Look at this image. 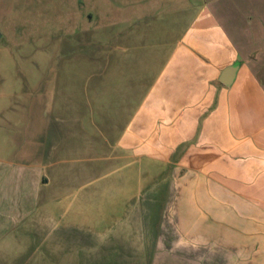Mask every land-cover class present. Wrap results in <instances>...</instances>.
Listing matches in <instances>:
<instances>
[{
  "label": "crops",
  "instance_id": "1",
  "mask_svg": "<svg viewBox=\"0 0 264 264\" xmlns=\"http://www.w3.org/2000/svg\"><path fill=\"white\" fill-rule=\"evenodd\" d=\"M88 4L98 27L72 36L66 142L0 161V245H96L104 227L105 263L264 264V0ZM141 160L159 173L125 195L126 216L91 222L105 193L88 183Z\"/></svg>",
  "mask_w": 264,
  "mask_h": 264
},
{
  "label": "rangeland",
  "instance_id": "2",
  "mask_svg": "<svg viewBox=\"0 0 264 264\" xmlns=\"http://www.w3.org/2000/svg\"><path fill=\"white\" fill-rule=\"evenodd\" d=\"M89 11L97 14V6L88 0H0V161H20L37 150L36 157L24 158L33 163L42 150L66 142V135L58 133L66 124L57 117L70 113V60L79 55L74 50L78 40L72 36L98 27L97 18L93 24L86 21ZM115 170L85 188L92 193L100 187L105 193L91 197L85 213L91 222L101 220L106 227L126 216L133 198L125 195L159 173L157 166L142 160ZM103 231L92 230L91 240L98 244ZM19 242L0 245V264H115L103 262L99 246L91 242Z\"/></svg>",
  "mask_w": 264,
  "mask_h": 264
},
{
  "label": "water",
  "instance_id": "3",
  "mask_svg": "<svg viewBox=\"0 0 264 264\" xmlns=\"http://www.w3.org/2000/svg\"><path fill=\"white\" fill-rule=\"evenodd\" d=\"M235 69L236 68L234 67V68L229 69L226 72H224L222 79H221L222 83H224L226 85H230L233 82V80L235 78V73H236Z\"/></svg>",
  "mask_w": 264,
  "mask_h": 264
}]
</instances>
